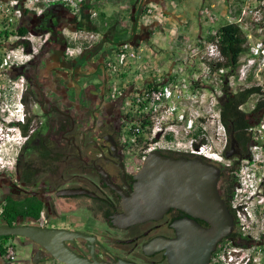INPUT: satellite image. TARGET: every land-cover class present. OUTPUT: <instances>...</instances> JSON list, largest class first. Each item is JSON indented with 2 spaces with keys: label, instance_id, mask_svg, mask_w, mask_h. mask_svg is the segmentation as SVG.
Masks as SVG:
<instances>
[{
  "label": "flooded vegetation",
  "instance_id": "1",
  "mask_svg": "<svg viewBox=\"0 0 264 264\" xmlns=\"http://www.w3.org/2000/svg\"><path fill=\"white\" fill-rule=\"evenodd\" d=\"M140 15L131 22L128 41H118L114 37L120 30L110 28L96 40L83 37L82 33L97 32V23L82 14L73 17L63 6H52L39 15L23 13L19 25L26 30L21 42L26 59L10 70L11 79H21V84H16L19 93L10 99V106L18 107L13 110L17 118L9 124L1 121L17 132L12 168L0 171V227L76 233L65 243L89 260L168 264L165 251H153L149 245L159 239H174V224L192 219L190 215L170 208L157 221L127 227L115 224L123 213L122 200L134 193L146 155L141 156V147L127 148L121 141L126 90L111 98L114 79L107 72L106 61L124 43L138 47L148 42L154 26L139 23ZM27 38L38 46L35 53H30ZM220 55L209 74L197 66L185 70L195 97L183 105L179 132L189 122L190 137L211 144L219 160L177 150L154 151L175 160L200 157L219 168L218 190L233 216L234 228L211 257L224 246L247 249L264 240L243 233L230 207L238 184L236 171L242 167L258 170V195L264 197V164L256 163L254 149L259 145L264 148V128L259 127L264 121V68L243 65L252 57L249 52L235 66L226 65ZM196 59V65L201 64L200 58ZM203 91L206 94L201 95ZM195 221L208 227L199 219ZM12 242L25 248L26 256L9 262L0 252V264H63L20 237L0 236V251Z\"/></svg>",
  "mask_w": 264,
  "mask_h": 264
},
{
  "label": "built area",
  "instance_id": "2",
  "mask_svg": "<svg viewBox=\"0 0 264 264\" xmlns=\"http://www.w3.org/2000/svg\"><path fill=\"white\" fill-rule=\"evenodd\" d=\"M84 3L85 0H8L0 3V33H7L6 36L2 35L3 38L0 37V75L8 74L12 68L21 65L26 59L22 43L18 47L11 48L26 38L20 36L16 28L25 11L39 15L56 5L65 7L73 17L78 18ZM227 4L230 13L231 10L236 11L233 0H227ZM214 9L211 4L199 11L201 23L207 24L209 29L204 34L200 32L193 40L174 35L169 38L168 52L154 49L146 44L133 47L124 43L117 47L106 61L107 72L114 79L111 98L121 96L126 90L123 102L126 121L121 141L127 148L141 147L142 157L157 150H177L219 160L211 150V144L198 143L197 139L190 137L189 122L183 128V132L179 133L182 130L180 124L185 114L183 105L195 97V94L189 90L188 80L184 77L185 70L197 66L204 73L209 74L215 69L221 57L218 31L213 28L219 21V16ZM263 11L264 0H251L247 11L242 7L238 18L232 22L227 17V23H235L243 31L253 30L264 25ZM95 17L96 13H91V18ZM246 18L250 22H246ZM141 19L146 25H154L153 23L161 25L166 21L163 11L153 3L145 6ZM245 36L247 39L250 37ZM26 40L31 44L30 53H35L38 46L32 44L29 38ZM249 53L252 57L243 65L254 66V63L258 62L264 68L263 43L251 48ZM196 58H200L201 64L196 65L198 62ZM218 71L222 72L223 69L220 68ZM121 78L129 79L118 82L117 80ZM204 82L206 80L200 83ZM210 82L209 80L208 83ZM203 94H206V91L201 92V95ZM0 119L6 121L4 118ZM259 127L263 129L264 124L261 123ZM146 130H149V135L146 134ZM157 136L160 139L154 142ZM255 156L256 163L264 164L260 156ZM236 179L238 184L230 203L231 210L242 232L247 233L254 240H259L264 237V219L259 222L262 218L260 207L264 205V197L258 195L260 182L258 170L248 171L246 167H242L236 171ZM259 226L261 227L258 228ZM4 257L9 262L18 259L17 245L14 242L7 244ZM262 259H264V241L247 249L221 247L211 257L210 264H261Z\"/></svg>",
  "mask_w": 264,
  "mask_h": 264
},
{
  "label": "water",
  "instance_id": "3",
  "mask_svg": "<svg viewBox=\"0 0 264 264\" xmlns=\"http://www.w3.org/2000/svg\"><path fill=\"white\" fill-rule=\"evenodd\" d=\"M149 3L157 4L156 0ZM219 177V168L200 157L184 161L149 153L136 176L132 197L121 202L123 213L116 217L115 224L127 227L157 221L170 208L182 210L192 219L185 218L174 224L176 237L159 239L149 246L153 251L164 250L168 264H210L218 243L229 237L234 228L233 216L218 190ZM195 219L208 227H202ZM76 235L38 227H0V236L24 238L63 264H133L123 260L100 262L95 257L89 260L76 255L65 243Z\"/></svg>",
  "mask_w": 264,
  "mask_h": 264
},
{
  "label": "rangeland",
  "instance_id": "4",
  "mask_svg": "<svg viewBox=\"0 0 264 264\" xmlns=\"http://www.w3.org/2000/svg\"><path fill=\"white\" fill-rule=\"evenodd\" d=\"M8 0H0V3H5ZM23 1V0H20ZM134 0H85V3L83 5L82 9V16L86 17L88 20H92L97 23L98 25V31L97 32H88V33H82L83 37H87L88 40H96L97 38H100V35L108 28L110 29H118L120 30L118 33H116V38L118 41H128L129 37L127 34L128 29L131 26L132 22V13H131V4ZM218 0H184V3H179V11H181V14L183 17L190 21L191 25V31L193 32H200L202 34L205 33L206 30L209 29V26L204 23H199L198 18V12L211 4H216ZM234 6L236 11L234 12L231 10V13L228 11L229 7L227 5V17L230 21L234 22L236 18H238L239 13L241 12V8H246V11L249 9L251 5V0H233ZM156 5V4H154ZM157 8L160 9L158 5H156ZM123 9H120V8ZM145 8V7H144ZM143 11L140 15L139 23L146 24L144 20H142V15L144 13ZM119 10V11H118ZM96 13L95 18H91V13ZM216 12V11H215ZM219 16V21L214 25V29L218 31V29L225 25H235V23H227V19L224 17L223 20H221V16ZM262 20L264 21V11ZM246 22H250L248 18L245 19ZM166 21L163 22L161 25H157V27L163 28L165 30H168L166 26ZM155 24V23H153ZM18 24H16L17 28ZM262 26V28H260ZM256 27L253 30L247 29L243 31L241 28L237 27L240 32L243 34V36L246 38L245 35H249V39L246 38V44L245 49L246 52L242 54V58H239V61H242L248 54L251 48L255 47L257 44L263 43L264 47V25H260ZM155 28H153L152 33ZM189 30L184 31V36H190ZM151 33V34H152ZM150 34V35H151ZM189 34V35H188ZM4 34L0 33V37L3 38ZM93 36L94 38H91ZM159 39V37H158ZM157 36L153 34L150 39H148V42L146 45L154 48V49H160L163 52H168L169 50V39L167 41H163L160 37V42H157ZM159 41V40H158ZM163 44L164 46H161ZM13 45V47H18ZM246 60H249V58H246ZM254 66L262 68L261 64H258V62L254 63ZM10 71L8 74L0 75V118H4L6 121L4 123L9 124L10 121L17 118V113L14 112V109H17L18 107L14 108L13 104L10 106L11 102L10 99L13 100V96L15 93H19L20 87H17L16 84H21L20 79L17 81H14L10 77ZM129 78L117 80L118 82H125ZM15 83V84H14ZM264 124V121H262ZM216 129L218 132H221V128L216 123ZM17 129L4 127L1 119H0V171L1 170H9L12 168L13 165V158H14V148H15V137H16ZM264 133V132H263ZM264 136V134H263ZM261 145L257 146L255 153L256 155L260 156L261 160L264 162V148L260 149ZM221 148V147H219ZM262 218L259 220V222H262V219H264V209H262ZM259 226L258 228H260ZM264 241V240H263ZM27 254V250L25 248H22L21 246H17V257L18 259L20 257H25ZM261 264H264V259L261 260Z\"/></svg>",
  "mask_w": 264,
  "mask_h": 264
},
{
  "label": "crops",
  "instance_id": "5",
  "mask_svg": "<svg viewBox=\"0 0 264 264\" xmlns=\"http://www.w3.org/2000/svg\"><path fill=\"white\" fill-rule=\"evenodd\" d=\"M150 0H134L131 4V13H132V18L135 19L137 16L142 13L143 8L149 3ZM203 2L206 0H202ZM157 4L160 9L163 11L165 18H166V26L168 30H165L163 28L157 27V24H154V31L150 35V37L155 34L157 36V42H160V37L162 38L163 41H167L170 37L177 35L179 37H183L185 39H195L197 35L201 32H193L191 31V25L190 21L185 19L183 15L181 14V11H179V3L183 4L184 0H156ZM155 4V3H153ZM227 0H218L216 4H212L214 6V10L216 11L217 14L221 16V20L227 18ZM120 9H123L122 7ZM119 11V10H118ZM198 18H199V23L200 17H199V12H198ZM132 19V21H133ZM202 24V23H201ZM183 30H189L190 36H184ZM128 32V31H127ZM188 34V35H189ZM149 37V39H150ZM159 37V39H158ZM159 40V41H158ZM161 46H164L161 44Z\"/></svg>",
  "mask_w": 264,
  "mask_h": 264
},
{
  "label": "trees",
  "instance_id": "6",
  "mask_svg": "<svg viewBox=\"0 0 264 264\" xmlns=\"http://www.w3.org/2000/svg\"><path fill=\"white\" fill-rule=\"evenodd\" d=\"M17 33L20 36H24L26 34V30L22 26L18 25ZM217 34L219 37L220 52L225 58L226 65H237L239 57L246 52V38L237 26L233 24L220 27ZM4 35L6 36L7 33H4ZM262 108L264 109V104L262 105ZM231 188L232 184L229 190H231ZM0 252L3 254L4 249H1Z\"/></svg>",
  "mask_w": 264,
  "mask_h": 264
}]
</instances>
